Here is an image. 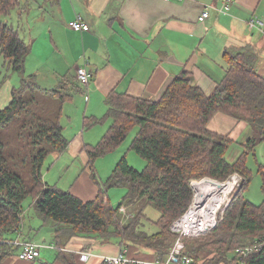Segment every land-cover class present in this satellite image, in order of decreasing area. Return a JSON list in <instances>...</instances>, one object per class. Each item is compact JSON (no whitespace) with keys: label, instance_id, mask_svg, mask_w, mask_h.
<instances>
[{"label":"trees","instance_id":"obj_1","mask_svg":"<svg viewBox=\"0 0 264 264\" xmlns=\"http://www.w3.org/2000/svg\"><path fill=\"white\" fill-rule=\"evenodd\" d=\"M18 3L0 0V87L6 74L14 71L21 76L20 84L13 88L12 100L0 109V135L20 125L17 131L27 137L28 154L32 152L34 182L27 184L0 136V264L21 251L12 240L28 223L25 203L29 198L33 207L30 217L40 219L36 227L50 226L58 246L54 262L40 255L32 264H73L77 253L63 247L73 236L118 244L119 251L127 249L125 253L131 257L165 259L177 238L171 225L187 210L194 195L191 179L206 175L226 179L239 170L245 175L244 181L223 219L208 232L184 238L186 252L198 264H234L237 248L264 240V200L256 204L245 196L252 178L246 155L264 141V76L256 70L257 56L250 58L243 51L229 56L226 75L212 93L196 84L193 73L187 70L176 76L158 99L111 92L105 115L92 119H111L112 123L106 135L87 148L90 161L121 143L137 126L132 148L147 165L138 169L123 157L105 185L99 187L97 196L86 201L69 189L47 183L42 174L47 154L69 147L61 110L64 102L74 96V86L80 91L82 84L66 75L59 86L46 88L34 74L26 72L31 46L19 29L4 20ZM37 91L52 99L55 111L36 95ZM220 111L248 121L257 131L242 143L243 152L236 160L229 159L227 153L239 141L208 127L212 116ZM93 175L96 179L94 170ZM112 186L127 188L116 206L106 200V191ZM122 205L127 208L125 216L120 212ZM147 205H154L160 212L155 232L148 231L143 222L148 220ZM27 238L32 237L27 233ZM246 264H264V243L248 255Z\"/></svg>","mask_w":264,"mask_h":264},{"label":"crops","instance_id":"obj_2","mask_svg":"<svg viewBox=\"0 0 264 264\" xmlns=\"http://www.w3.org/2000/svg\"><path fill=\"white\" fill-rule=\"evenodd\" d=\"M227 2H230L228 9L225 8ZM206 7L210 15L201 21L198 17ZM77 13L84 16L90 30L79 31L68 26ZM253 18L257 19L255 26L250 24ZM4 20L19 29L31 46L26 72L34 74L36 79L37 74L42 73L50 88L59 86L66 75H70L68 79L79 80L78 67L87 63L93 75L89 95L86 94L85 121L100 117L108 110L107 99L111 92L158 99L185 70L193 73L196 84L212 93L226 75L228 57L241 51L250 58L257 56L256 70L264 76V0H19ZM20 82L17 72L6 74L0 87V109L10 103L13 88ZM81 84L80 91L74 84V96L63 104L61 122L64 127L67 124L63 122L75 116L77 107L74 105L81 107L85 102L87 92ZM79 115L78 112L76 117ZM241 123L243 127L245 124L240 119L220 111L212 116L208 127L240 141L235 136L243 129ZM65 132L72 137L70 150L83 155L87 151L89 161L88 149L84 147L91 138L87 137L85 127L76 133L67 126ZM60 159L52 160L45 172L46 178L50 176L56 181L59 173L52 170H57ZM83 174L84 181L80 182ZM83 174L73 184L77 190L73 186V189L58 186L83 200L94 199L99 186L93 184L88 172ZM25 209L26 215L33 211L31 198L26 201ZM35 219L34 224L39 225L40 219ZM26 228L25 223L20 229L23 239L27 238ZM31 229L35 230L32 226ZM45 245L43 248H51ZM66 247L77 253L73 264H101L98 254L119 252L118 244L82 236L72 237ZM43 248V257L46 255L49 261L56 259L58 253L48 258L51 252H43ZM85 249L94 252L87 261L80 259L78 252ZM3 264L32 262L15 254ZM56 264L64 263L57 261Z\"/></svg>","mask_w":264,"mask_h":264},{"label":"rangeland","instance_id":"obj_3","mask_svg":"<svg viewBox=\"0 0 264 264\" xmlns=\"http://www.w3.org/2000/svg\"><path fill=\"white\" fill-rule=\"evenodd\" d=\"M37 79L41 86L50 88V86L46 84L42 73H40V75L37 74ZM60 81L58 83H60ZM86 94L89 95V93L88 92L85 93L86 98H85V102L83 106L80 107L79 104H77V106L76 104L74 105L75 107H77L76 111L74 112L75 116L73 115V117L70 120L67 119V121L63 122L67 124L68 129L70 131L76 132V133L78 132V130L80 131L82 128L85 127L87 137H90L91 139L87 141L89 142V144L84 147V150H87V148L90 145H96L106 135L112 123L111 119H99L95 121H93L91 118H88L86 121L83 119V113L85 112L84 108L86 106V100H87ZM36 95L40 96L41 99L48 105L51 104L52 110L55 111L56 104L52 101L50 97L46 95V93L37 91ZM78 112L80 113V115L79 117H76V114ZM86 115L90 117L89 113H87ZM104 115L105 113L99 118H102ZM241 121L245 124L242 127V123H241V127L243 129L239 133H237L235 130L233 131V132H236L237 134L235 138L240 139V141L235 143L233 146H231L227 153L228 158L231 160H236L238 156L241 155L244 149V145L242 143L245 140H247L250 136H252L255 132H257L253 129V127L248 121L244 119H242ZM18 127H20V125L18 124L11 126L9 127V129H6L3 132L4 136L3 135H0V136L5 140L7 152L13 155L12 163H14L18 171L21 172L27 184L32 185L34 182L33 173L31 171L32 152L28 154V151H29L27 147L28 139L24 135H21L20 133H18L17 131ZM66 127H64V133L67 139L71 141L72 137H68L65 132ZM137 130H138L137 126L133 127L128 132L126 138L121 143L112 147L106 153H104V155L96 157L92 161H90V158L88 161L87 151H85V155H83L82 152H78L74 154L70 150V146L67 149L60 151V152L52 151L50 154H47V156L45 157L43 161L42 174L45 177L44 181H46L49 184H52V183L55 184V182H57L58 185H60L63 188H66V187L72 188L73 184L75 183L76 178H78V176L81 177L84 172H88L89 175L88 174L87 175L92 180L93 184L98 185L100 187L102 185H105L104 182L107 180V178L110 176V174L113 172V170L115 169V167L117 166V164L120 162V160L123 157H126L127 161L135 168H138V169L144 168L145 165H147L146 159L143 158L138 152H136L132 148V141L135 138ZM54 159H60L59 164L57 166V170L55 168L52 170V173H55V171L59 173L55 177L56 181H52L53 179L50 176L46 178V174H45L47 168L50 166L52 160ZM245 161L249 169L251 170V174H252V178L248 185L245 196L250 201L256 204H261L264 200V189H263L264 141L259 142L256 148L254 149V151L246 155ZM244 168L248 171V169L245 166ZM93 170L96 175V179L94 178ZM235 172H238V171H235ZM240 173L242 174V172ZM84 175L85 174H83L82 178L79 180L80 182L84 181ZM206 176L212 177L208 175ZM244 176L239 175V177H241L242 179V182L244 181ZM196 178L198 177H193L191 181ZM97 180L99 181V184L97 183ZM220 180H225V179H220ZM70 184L72 185L70 186ZM74 187L75 186H73V188ZM75 190H77V187H75ZM126 191H127V188L122 187V186L109 187L106 191L107 200L110 201L111 205L116 206L122 200ZM29 199H27L26 201H28ZM31 213L32 212H30V214ZM122 213L125 216V213L124 212ZM30 214H27L26 220L28 223L26 224L27 228L25 231L28 233L29 236L32 237L31 239L42 245H45L47 243L56 244L55 235L52 232L51 227L49 226L36 227L37 225L34 224V217H32L31 219ZM145 215H147V218L149 220L148 221L147 219H143V222H145V228L147 227V230L150 232L157 231L158 227L155 224V221L160 215L159 210L154 205H147L145 207ZM127 218L128 216L126 215L124 221H126ZM29 225H30V229L28 231ZM31 226L34 227L35 230L31 231L32 230ZM83 237L92 239L91 237H87V236H83ZM259 241L260 240L255 241L250 244L254 245L255 243H258ZM65 244L67 245V242ZM247 246H250V245H247V244L243 245V247H247ZM63 247L64 249H68L66 246H63ZM43 252H47V253L51 252V255H49L50 257L48 258H52L55 252L58 253V249L57 248H49V249L43 248ZM45 257H43V255L41 254V258L44 260L45 259L47 260V258ZM54 261L55 260L53 259L52 262Z\"/></svg>","mask_w":264,"mask_h":264},{"label":"built area","instance_id":"obj_4","mask_svg":"<svg viewBox=\"0 0 264 264\" xmlns=\"http://www.w3.org/2000/svg\"><path fill=\"white\" fill-rule=\"evenodd\" d=\"M230 2L225 4L228 9ZM210 15L209 7H206L199 15V20L203 21ZM257 19L250 21L255 26ZM68 26L79 31L90 30L91 26L81 13L68 22ZM78 78L84 83L86 91L92 79L93 72L88 68L87 63H83L77 70ZM238 172L232 173L225 180L215 177L196 178L191 181L194 195L187 210L175 219L171 229L177 233V238L165 259L148 257H131L126 255L127 249H122L117 254H98L101 257V264H198L194 257L186 252L184 238L196 237L202 233L212 230L218 222L223 219L226 209L232 202L242 179ZM107 200V197H106ZM120 212L128 213L127 208L122 205ZM23 231L17 230V236L13 243L21 246L18 256L21 259L33 261L41 255L44 245L28 238H22ZM10 241V240H9ZM264 240L247 247H240L235 250V263L246 264V259L250 253L259 249ZM46 247L57 248L56 244H48ZM80 259L89 260L94 252L90 249L78 251Z\"/></svg>","mask_w":264,"mask_h":264},{"label":"clouds","instance_id":"obj_5","mask_svg":"<svg viewBox=\"0 0 264 264\" xmlns=\"http://www.w3.org/2000/svg\"><path fill=\"white\" fill-rule=\"evenodd\" d=\"M126 207V206H125ZM235 253V252H234ZM235 255V254H234Z\"/></svg>","mask_w":264,"mask_h":264}]
</instances>
